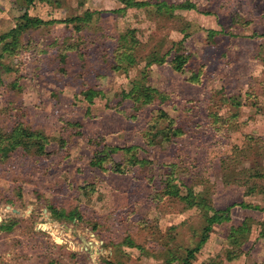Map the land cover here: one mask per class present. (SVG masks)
<instances>
[{
	"label": "rangeland",
	"instance_id": "374dc122",
	"mask_svg": "<svg viewBox=\"0 0 264 264\" xmlns=\"http://www.w3.org/2000/svg\"><path fill=\"white\" fill-rule=\"evenodd\" d=\"M132 2L0 0V264H264V0Z\"/></svg>",
	"mask_w": 264,
	"mask_h": 264
},
{
	"label": "trees",
	"instance_id": "16d2710c",
	"mask_svg": "<svg viewBox=\"0 0 264 264\" xmlns=\"http://www.w3.org/2000/svg\"><path fill=\"white\" fill-rule=\"evenodd\" d=\"M118 2H120L123 5V10H126L129 7H133L136 6L135 4H133L132 0H117ZM193 6H188L189 9H191ZM91 14V12H88V15ZM91 16H86V20H89ZM24 24L21 27V31L22 30H27L30 28H36V27H40V26H48V25H56V22H46L43 20H32L31 18H29L28 16H24ZM77 21V20H76ZM78 21H85L84 19H78ZM17 32V31H15ZM16 44V43H15ZM176 60V65L174 66L175 71H183L186 68L187 65V58H185L183 55H178L175 58ZM164 60H159L156 61L157 63H162ZM152 62H149L147 64V66L151 65ZM132 94V99L136 102V101H140L144 104H149L151 102L154 101V99L160 98L161 96H164L162 94H159L158 92H156L155 90H152L150 88H146L143 87L142 85H135V88L133 89V91L128 94L127 96L125 95V98L131 97ZM135 94V95H133ZM97 95V93H95L93 90H90L89 94H86L85 98L91 102V99L93 98V96ZM159 114V112L157 113ZM162 118L164 119H168V117L166 116V114H164L162 116ZM160 117H158L157 119H162ZM175 133H177L175 131ZM32 137H34V134L32 132H28L25 129L19 128L12 130V132L10 133V136L8 138L9 140V144H7L5 146L6 151H12L14 148H16L17 146H21L23 144V142L25 143V139H32ZM24 139V140H23ZM3 140H0V145L3 144ZM1 147V146H0ZM133 148H127L125 150H123L126 154H127V162L126 164L128 166H133L134 164H140V162L137 160V158H135L134 156L130 155V152H132ZM120 151L119 148H113V149H109V147L104 146L103 150L101 152H99L94 159L91 162V167H99L101 168V170L103 171H107L105 168V163L107 162V160L110 158V156L113 153H118ZM141 164H144V162H141ZM121 168H116L115 171L119 172V173H124V167L120 166ZM188 194L186 197H180V199L182 201H185L187 203L188 207H193V206H200L201 203H204V200H196V196L188 189ZM210 211L214 212L213 208L209 209ZM53 212L54 214H56V216L58 217V211L56 208H53ZM219 212H215V215L212 218H209V220H214L217 218ZM221 213V212H220ZM223 214L225 212H222ZM80 218V214L79 212H71L69 215V218L72 220L74 218ZM189 257L193 256L191 253L188 254Z\"/></svg>",
	"mask_w": 264,
	"mask_h": 264
},
{
	"label": "bare ground",
	"instance_id": "6f19581e",
	"mask_svg": "<svg viewBox=\"0 0 264 264\" xmlns=\"http://www.w3.org/2000/svg\"><path fill=\"white\" fill-rule=\"evenodd\" d=\"M85 241V240H84ZM86 242V241H85ZM88 243V242H87ZM91 246V245H90ZM87 249V248H86Z\"/></svg>",
	"mask_w": 264,
	"mask_h": 264
}]
</instances>
